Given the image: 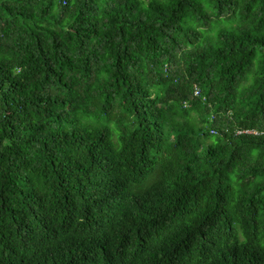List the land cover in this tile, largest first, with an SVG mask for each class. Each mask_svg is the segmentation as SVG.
<instances>
[{
    "label": "trees",
    "instance_id": "1",
    "mask_svg": "<svg viewBox=\"0 0 264 264\" xmlns=\"http://www.w3.org/2000/svg\"><path fill=\"white\" fill-rule=\"evenodd\" d=\"M0 264H264V0H0Z\"/></svg>",
    "mask_w": 264,
    "mask_h": 264
},
{
    "label": "built area",
    "instance_id": "2",
    "mask_svg": "<svg viewBox=\"0 0 264 264\" xmlns=\"http://www.w3.org/2000/svg\"><path fill=\"white\" fill-rule=\"evenodd\" d=\"M199 92L196 90V95ZM248 134V135H257L258 133L255 130H241V131H237V134Z\"/></svg>",
    "mask_w": 264,
    "mask_h": 264
}]
</instances>
